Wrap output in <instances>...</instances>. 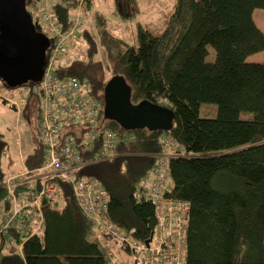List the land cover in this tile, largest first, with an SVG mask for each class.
Here are the masks:
<instances>
[{"label": "trees", "instance_id": "trees-1", "mask_svg": "<svg viewBox=\"0 0 264 264\" xmlns=\"http://www.w3.org/2000/svg\"><path fill=\"white\" fill-rule=\"evenodd\" d=\"M37 1L26 0L31 15ZM82 1L84 12L90 11L94 0L56 1L51 12L63 28ZM121 3L125 12L138 9L137 0H116ZM259 9L264 10V0H173L161 23L137 25L134 41L113 34L106 17L95 12L96 36L88 28L81 35L87 57L59 70L89 83L103 104L107 83L119 76L131 88L134 105L147 100L174 112L168 132L125 130L103 114L99 125L134 138L122 142L114 161L86 165L76 178L101 183L109 195L107 221L146 244L157 217L149 200L138 199L139 188L156 168L162 138L173 139L181 153L170 159L172 187L165 197L190 206L185 264H264V60L248 62L264 55V31L254 20ZM35 27L42 32L37 21ZM209 47L215 50L213 62L207 61ZM99 49L106 52L107 64L98 58ZM39 114L32 99L22 115L33 146L24 157L30 171L45 161ZM94 158L83 156L84 161ZM4 182L0 177V200L7 201ZM59 185L58 195L43 199L44 230L29 238L13 229L7 240L12 251L0 264H110L72 187Z\"/></svg>", "mask_w": 264, "mask_h": 264}, {"label": "built area", "instance_id": "built-area-1", "mask_svg": "<svg viewBox=\"0 0 264 264\" xmlns=\"http://www.w3.org/2000/svg\"><path fill=\"white\" fill-rule=\"evenodd\" d=\"M82 1L68 29L50 11L35 12L33 21L50 40L46 51L44 74L38 83L27 85L15 95L0 79V100L15 109L22 117L26 104L36 101L40 115L39 143L44 150V164L40 169L10 177L5 183L10 211L0 227V236L12 238L18 230L28 237L40 234L45 228L43 199L58 195L59 182L72 187L73 195L84 216L93 226L94 238L99 234L119 246L129 264H185L186 243L184 230L188 223L190 206L165 197L172 184L169 175L170 159L181 153L169 136L161 140L162 151L157 165L139 188L138 199L149 200L156 212L157 225L150 245L131 240L117 225L107 221L109 195L105 187L94 180H79L76 172L93 163L111 162L119 157V146L133 136L103 128L99 121L104 104L91 94L89 83L76 77L63 76L56 67L58 58L66 53L65 45L85 28L81 13ZM93 154V160L83 156Z\"/></svg>", "mask_w": 264, "mask_h": 264}, {"label": "rangeland", "instance_id": "rangeland-1", "mask_svg": "<svg viewBox=\"0 0 264 264\" xmlns=\"http://www.w3.org/2000/svg\"><path fill=\"white\" fill-rule=\"evenodd\" d=\"M56 1L57 0H38V6L37 8L35 7L36 10L33 13L41 11L51 12ZM137 2L138 9L133 10V8H130L129 12H125V5L123 3L117 5L116 0H94L90 11L84 12L85 10L83 8L81 15L87 24L85 28L74 37L73 41L66 43V53L58 58L56 67L59 69H66L72 61L85 59L87 57V45L84 44L81 35L82 32L88 28L92 31L94 36H96L94 26L95 12H99L106 17L109 30L113 34L120 38L134 41V30L137 28V25L141 24L146 27L161 23L164 13L170 10L173 0H137ZM131 13H134L132 17H130ZM261 16L264 17V10H255L254 20L259 27L263 26L264 28V21L262 22L257 19ZM97 56L107 64L108 57L104 50L99 49ZM215 57V50L209 47L207 61L213 62ZM263 60L264 55L260 53L249 57L248 62L261 63ZM20 88L15 89L17 91L14 93L15 95L23 92L24 89ZM0 141L5 143V149H0V177L5 179L7 176L11 177L13 174L25 173L26 169L23 164V159L33 148L30 135L26 125L23 123L22 119L19 118L17 111L2 100H0ZM9 205L6 199L0 200V227L2 226L4 217L10 210ZM98 237L101 247L107 250L110 264H129L124 263L122 260L124 255L118 254L113 249L109 248L102 234H99ZM7 240V237L0 236V261L12 251V243H8Z\"/></svg>", "mask_w": 264, "mask_h": 264}, {"label": "water", "instance_id": "water-1", "mask_svg": "<svg viewBox=\"0 0 264 264\" xmlns=\"http://www.w3.org/2000/svg\"><path fill=\"white\" fill-rule=\"evenodd\" d=\"M49 47L50 40L37 31L26 0H0V79L10 89L41 81ZM131 96L125 79L113 77L104 90V116L125 130L172 129L171 109L147 100L134 105Z\"/></svg>", "mask_w": 264, "mask_h": 264}, {"label": "crops", "instance_id": "crops-1", "mask_svg": "<svg viewBox=\"0 0 264 264\" xmlns=\"http://www.w3.org/2000/svg\"><path fill=\"white\" fill-rule=\"evenodd\" d=\"M257 19L261 20L262 22L264 21V17H262V16H261V17H258ZM259 28H261V29L264 31L263 26H261V27H259ZM19 118L22 119V121H23V118H22V117H19ZM23 123L25 124L24 121H23ZM25 125H26V124H25ZM26 127H27V125H26ZM27 130H28V128H27ZM28 133H29V135H30L29 130H28ZM23 164H24V167H26V166H25L24 159H23ZM15 175H19V174H13L12 176H15ZM12 176H11V177H12ZM9 178H10V177L7 176V177L5 178V181L8 180ZM4 183H5V182H4Z\"/></svg>", "mask_w": 264, "mask_h": 264}, {"label": "clouds", "instance_id": "clouds-1", "mask_svg": "<svg viewBox=\"0 0 264 264\" xmlns=\"http://www.w3.org/2000/svg\"><path fill=\"white\" fill-rule=\"evenodd\" d=\"M32 15H33V13H32ZM34 22V21H33ZM34 24H35V22H34ZM40 33H42V32H40ZM44 34V33H43ZM45 35V34H44ZM46 36V35H45ZM47 37V36H46ZM38 83V82H37ZM7 181V180H6ZM6 181H5V183H6ZM5 183H4V185H5ZM5 187V186H4Z\"/></svg>", "mask_w": 264, "mask_h": 264}, {"label": "bare ground", "instance_id": "bare-ground-1", "mask_svg": "<svg viewBox=\"0 0 264 264\" xmlns=\"http://www.w3.org/2000/svg\"><path fill=\"white\" fill-rule=\"evenodd\" d=\"M43 206V205H42ZM43 214H44V212H43Z\"/></svg>", "mask_w": 264, "mask_h": 264}]
</instances>
